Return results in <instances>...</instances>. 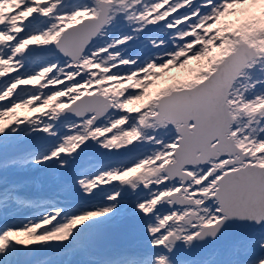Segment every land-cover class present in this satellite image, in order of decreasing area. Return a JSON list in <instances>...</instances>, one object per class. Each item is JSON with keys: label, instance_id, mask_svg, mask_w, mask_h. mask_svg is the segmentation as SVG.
Returning <instances> with one entry per match:
<instances>
[{"label": "snow or ice", "instance_id": "6c2138e0", "mask_svg": "<svg viewBox=\"0 0 264 264\" xmlns=\"http://www.w3.org/2000/svg\"><path fill=\"white\" fill-rule=\"evenodd\" d=\"M0 102V264H264V0H0Z\"/></svg>", "mask_w": 264, "mask_h": 264}, {"label": "rangeland", "instance_id": "374dc122", "mask_svg": "<svg viewBox=\"0 0 264 264\" xmlns=\"http://www.w3.org/2000/svg\"><path fill=\"white\" fill-rule=\"evenodd\" d=\"M226 19L229 21H236L238 17L230 16ZM136 50L143 52L142 47H138ZM203 63L204 62L201 61H190L183 69L173 67L170 71L164 70V74L159 78H156V83L153 88L150 89V92H152L153 96H155V94L162 88L169 87L175 83L186 82L187 80L194 78L196 71L203 67ZM36 114L37 113H33L28 109H16V116L12 117V119L14 120L17 117L22 119L24 116L32 117ZM6 123H11V121H6ZM37 177L40 179L37 180ZM16 179L26 181V191L34 197L44 199L56 197L63 199V193L51 180L46 178L45 173L43 172H33L26 176L16 177ZM34 212L35 210L31 208H9L7 212L0 211V226L4 224L18 223L24 217H31ZM142 243V236L140 235L139 229H136L132 231L130 230V232L126 234V242L124 245L122 244L123 246L111 245L109 247L128 248L136 247ZM29 259L39 261L40 264H48L49 261L55 259V256L51 253H39L35 257H30Z\"/></svg>", "mask_w": 264, "mask_h": 264}, {"label": "water", "instance_id": "95a60500", "mask_svg": "<svg viewBox=\"0 0 264 264\" xmlns=\"http://www.w3.org/2000/svg\"><path fill=\"white\" fill-rule=\"evenodd\" d=\"M128 222V218L125 217V223ZM130 230L125 228V227H120V228H115L111 229L109 231V234L104 240V244H121L123 241V236L122 234H127Z\"/></svg>", "mask_w": 264, "mask_h": 264}]
</instances>
